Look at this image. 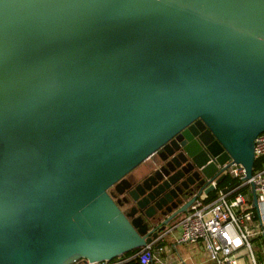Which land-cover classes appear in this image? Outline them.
Instances as JSON below:
<instances>
[{"label":"water","instance_id":"obj_1","mask_svg":"<svg viewBox=\"0 0 264 264\" xmlns=\"http://www.w3.org/2000/svg\"><path fill=\"white\" fill-rule=\"evenodd\" d=\"M262 131L264 0H0V264L140 248L226 161L243 166L256 208ZM174 135L209 180L195 193L172 186L176 173L138 183L137 207L173 209L146 232L114 196Z\"/></svg>","mask_w":264,"mask_h":264},{"label":"built area","instance_id":"obj_2","mask_svg":"<svg viewBox=\"0 0 264 264\" xmlns=\"http://www.w3.org/2000/svg\"><path fill=\"white\" fill-rule=\"evenodd\" d=\"M254 155L255 158L264 155V131L254 139ZM225 165L203 189L210 184L212 189L216 188L215 179L221 173L242 179L244 168L241 164H228L226 161L218 164V167ZM251 180L255 184L256 208L248 200L247 194L240 190L241 185L248 183L243 180L228 191L219 189L210 199L206 198L209 191L202 190L171 225L170 228H179L175 243L200 242L211 264H238L239 258L246 254L252 264H259L251 237L257 235L264 241V164L253 171ZM153 242L142 246L135 254L136 264H165L159 255L151 251ZM109 261L95 262L79 258L70 264H116ZM180 263L185 264L183 260Z\"/></svg>","mask_w":264,"mask_h":264},{"label":"flooded vegetation","instance_id":"obj_3","mask_svg":"<svg viewBox=\"0 0 264 264\" xmlns=\"http://www.w3.org/2000/svg\"><path fill=\"white\" fill-rule=\"evenodd\" d=\"M182 140L183 137L178 139L175 135L172 136L163 145L129 170L123 177L127 178V182H130L131 184L125 187L120 194L114 196V199L116 200L124 198V205L121 208L131 219L135 218V221L139 224H149V227L146 228V232H149L157 226L173 211V209L164 214L163 211L168 209L166 205L156 207L150 203L145 207H137L135 199L131 197L130 193L132 192L131 194L133 195L136 194L134 188L138 183L149 185L154 180L160 181L168 175L176 173L179 177L172 186H179L182 191H192L195 193L202 184L209 180V178H205L203 174L199 172L198 168L193 165L191 157L183 149L184 144L181 142ZM191 141L193 147H197L196 149L199 148L198 151L205 150L202 142L193 133L190 138V142ZM210 160L211 158L208 161ZM179 197H181L180 194ZM126 198H128L127 200L129 202ZM184 199L186 200L188 197H184ZM182 212L183 211L175 214L165 227L167 228L172 221H175ZM160 228L161 226L154 231L157 235L153 238V243H156L159 240L162 241L166 235L162 233L163 230H160ZM151 233L149 235H151Z\"/></svg>","mask_w":264,"mask_h":264},{"label":"crops","instance_id":"obj_4","mask_svg":"<svg viewBox=\"0 0 264 264\" xmlns=\"http://www.w3.org/2000/svg\"><path fill=\"white\" fill-rule=\"evenodd\" d=\"M179 233V228L171 229L169 235H165L162 240L164 245L156 246L154 251L165 262V264H211L200 242L175 243V237Z\"/></svg>","mask_w":264,"mask_h":264},{"label":"trees","instance_id":"obj_5","mask_svg":"<svg viewBox=\"0 0 264 264\" xmlns=\"http://www.w3.org/2000/svg\"><path fill=\"white\" fill-rule=\"evenodd\" d=\"M263 164H264V155L257 156L254 160L253 171L255 169L259 168L260 166H262ZM236 180L237 179L235 177H233L232 175H230L229 173L225 174V176L216 184V188H214L208 192L206 198L207 199L213 198L218 193L219 189H223L224 187L231 185ZM240 190L245 192L248 196V200L252 202L250 184L244 183L243 185H241ZM166 235H169V234H166ZM159 242H161V240H159L156 243H153L151 245V251L155 252L154 249L156 247V244ZM255 247L257 248L256 253H257L258 260L262 264H264V246H262L260 244H256ZM140 249H141V247L134 249V250H131V251H128V252L124 253L122 256L114 257V258L110 259L109 262H112V263L116 262V264H136L137 263V256L135 254Z\"/></svg>","mask_w":264,"mask_h":264},{"label":"rangeland","instance_id":"obj_6","mask_svg":"<svg viewBox=\"0 0 264 264\" xmlns=\"http://www.w3.org/2000/svg\"><path fill=\"white\" fill-rule=\"evenodd\" d=\"M251 241H252V244H253V250L255 252V256H256V261L259 263V264H262L259 260H258V257H257V248L255 247L256 244H260L262 246H264V241L262 238H260L259 236L255 235V236H252L251 237ZM238 264H252L251 261H250V258H249V255L246 254L242 257L239 258L238 260Z\"/></svg>","mask_w":264,"mask_h":264}]
</instances>
